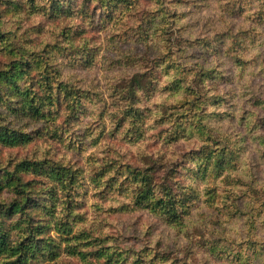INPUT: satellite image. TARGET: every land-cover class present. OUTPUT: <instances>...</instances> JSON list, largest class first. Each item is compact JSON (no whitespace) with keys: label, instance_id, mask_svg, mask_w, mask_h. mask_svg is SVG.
Instances as JSON below:
<instances>
[{"label":"rangeland","instance_id":"rangeland-1","mask_svg":"<svg viewBox=\"0 0 264 264\" xmlns=\"http://www.w3.org/2000/svg\"><path fill=\"white\" fill-rule=\"evenodd\" d=\"M51 56L58 100L22 110ZM0 74L29 137L0 141V205L28 203L0 219L51 244L27 264H264V0H0Z\"/></svg>","mask_w":264,"mask_h":264},{"label":"trees","instance_id":"trees-1","mask_svg":"<svg viewBox=\"0 0 264 264\" xmlns=\"http://www.w3.org/2000/svg\"><path fill=\"white\" fill-rule=\"evenodd\" d=\"M233 52H237L235 50H233ZM8 54L11 56L15 55V52H13L12 49L8 50ZM237 54H240V51L237 52ZM237 60H239V56L237 55ZM52 59L51 57H48L44 60L45 62V68L43 70V76L44 77V83L43 85H41L39 87L40 91L39 94L41 95L42 92L43 94L41 96H39L38 98L34 95L30 101L29 104L26 103V101L23 100H19L21 102V104L23 105L25 111H29L30 109H34L35 113L39 114L40 110L39 108H41V110L43 109L44 106H52L54 104V102L56 100H58L57 95L58 90L55 89L53 87V85L51 86V76L52 75V70L51 68H49V66L47 65L48 62H50V60ZM16 62L14 64V66L12 67H16V65H18V67L21 69V73L24 70H28L31 67V58H28V56H23L22 54H20L19 58L16 57V59L12 60L10 63ZM9 71H13V73H18V75H20V73L18 71H16V69L13 70H9ZM8 71H3L2 75L6 74ZM13 83L10 82V79L6 78L4 81L1 78V74H0V92L2 91V89L4 91H6L3 87H6L7 92L10 96H15V97H19L21 91L19 89V86L17 84L15 85V89L19 92V93H14L9 91V89H11L9 87V85H12ZM61 92V90H60ZM23 95H26L25 93H23ZM39 101V105L38 102L36 104V106L34 108H32V104L33 102L36 100ZM29 106V107H28ZM137 112H132L129 113L127 112V116L129 118H135L137 117L138 114H136ZM24 116H27V114H24ZM126 116V115H125ZM3 130V132H2ZM0 130V141L4 144H9L10 146H14L16 144H18V142H23L25 143L29 137L27 134L20 132V131H16V130H10V129H2ZM25 137H27L26 140ZM239 149L236 147L230 148V151L228 152H224L221 151L219 153H217L216 157L214 160H212V164L213 165H217L220 168L224 167L225 164H232V162L236 163V158L238 157V153H239ZM207 159V157H205ZM38 162H34L33 164H27V168L31 169L32 171H37L38 168ZM41 173V172H39ZM10 178H6V182L7 184L11 183V179L12 176L11 174ZM26 186V184H21V188H24ZM1 189V187H0ZM2 190H0L1 192ZM20 193H23V190L20 191ZM25 193V192H24ZM174 199H171L170 204H169V208L172 209V213L174 215H176L177 217H179V214L177 213V209H175L174 207ZM28 207V203H27V199H24L22 201L19 200L14 201V203L9 204L8 206H3V204L0 205V218H5L7 217H12L13 213L19 212V211H26V209ZM30 215H28L27 217H29ZM23 221H25L24 219H22ZM32 219L28 218V223L31 222ZM14 228L18 230V232H22L24 228H21L20 226H18V224H13ZM4 226H6V223L2 222L0 219V255H4L6 257V260H4V262L2 264H27V261L29 260V258L32 257L36 258L38 254H42L44 255V252L46 250H50L51 252V244L44 241L42 242L41 239H37V237L40 236V231L39 232H34V229L31 228V226L27 225V222L25 224V227H27V233L25 234L26 236L24 238H21L20 234L17 233L14 236H10V232H8L7 230H5ZM22 234V233H21ZM53 259V258H52Z\"/></svg>","mask_w":264,"mask_h":264}]
</instances>
